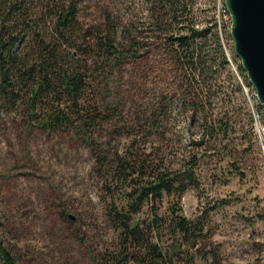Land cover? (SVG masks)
<instances>
[{"label":"rangeland","instance_id":"374dc122","mask_svg":"<svg viewBox=\"0 0 264 264\" xmlns=\"http://www.w3.org/2000/svg\"><path fill=\"white\" fill-rule=\"evenodd\" d=\"M57 2L74 4L80 30L101 28L104 12L119 24L115 30L131 22L139 29H150L147 46L139 49L137 59L86 56L90 70L83 92L85 101L105 110L104 117L107 112L117 115L112 127L103 122L104 130L95 136L110 152L137 154L136 160L155 163L169 173L195 157V185H187L180 195L162 192L160 197L144 199L136 213L142 236L164 251L175 240L180 250L188 249L191 257L178 252L174 264H264V167L246 114H241V95L233 92L230 72L226 69L231 75L226 79V71L215 65L216 71L203 83L200 77L189 79L179 71L171 55L155 43L158 36L148 26L153 18L152 10L147 11L151 5L144 0L30 3L40 8ZM213 5L216 0H194L189 9L195 10L198 26L208 25ZM153 7L162 12L158 3ZM53 23L46 17L41 27L50 33ZM244 96L242 91L243 100ZM193 98L203 104L204 112L202 107L193 112ZM25 110L23 102L10 110L0 101V243L16 264H102L103 252L120 245L119 229L108 210L111 205L126 207L130 177L126 181L107 178L105 166L99 174L85 142L44 131L35 123L28 125ZM148 113L156 114V128L145 123ZM223 113L228 130L218 135L204 132L203 115L207 124H214ZM57 204L75 216L69 218L75 224L58 218ZM176 205L177 214L200 217L204 235L186 241L173 228ZM155 216L157 224L152 223ZM191 242L196 246L189 247Z\"/></svg>","mask_w":264,"mask_h":264},{"label":"trees","instance_id":"16d2710c","mask_svg":"<svg viewBox=\"0 0 264 264\" xmlns=\"http://www.w3.org/2000/svg\"><path fill=\"white\" fill-rule=\"evenodd\" d=\"M31 1L0 0V101L10 110H14L20 102L25 103L24 116H27L28 125L35 123L44 131L69 134V137L85 142L95 157V169L98 168L99 174L100 167L105 166L107 178L111 176L114 177L113 180L126 181L130 177L126 207L117 208L111 205L108 210L110 221L119 229L120 245L117 249H106L100 263L174 264L172 259L178 252L185 253L187 259L190 258L188 249L180 250L176 240L171 243V249L164 251L156 241L143 237L144 229L139 224L136 213L149 195L160 197L162 192L180 195L187 185H195L193 171L195 157L192 156L178 171L169 173L170 170L165 172L155 163L136 160L137 154L129 157L126 152L123 154L117 151L110 152L105 142L101 143L95 136L104 130L103 122L112 127V118L117 115L114 112L111 114L107 112L104 113V117L105 110L102 111L95 102L85 101L83 95L87 72L90 70L89 65L85 63L88 62L86 56L98 55L101 59L113 60L125 55L137 59L139 49L147 46L151 35L150 29L148 27L139 29V26L134 27L131 22L124 23L121 28L115 30L119 24H115L114 18L109 17L108 12H104L101 28L90 27L80 30L72 2L67 5L59 2L51 6L42 4L37 8L30 3ZM144 2L151 5L150 8L147 6V11L150 9L153 13L148 26L158 36L159 41L155 40L156 45L171 55L173 61L180 67L179 71L187 74L189 79L200 77L203 83L210 80L216 71L213 68L215 65L226 71V79H230L232 75L233 92L241 95V114H246L249 130L255 141L246 98L244 96L243 100L241 83L226 57L215 9L210 7L208 25L198 26L195 10L189 9L193 7L194 0H144ZM156 3L161 13L153 10L155 7L152 8V4ZM46 17L54 19L50 33L41 27V22L45 24ZM222 32L225 45H229L228 53L235 68L242 81L251 86L245 70L234 56L229 30L225 27ZM139 36L147 40L139 41L137 39ZM24 39L27 40L23 43ZM191 106L194 113L199 107H202L204 112L203 104L199 106L195 98ZM224 114L216 117L214 124H207L205 121L207 117L204 114L201 124L204 132L210 135L225 133L228 130V121L223 120ZM145 121L152 125V128L157 127L158 118L155 113H148ZM131 143L134 144L133 140ZM130 153L132 154L131 151ZM131 168L134 171L127 173ZM134 175L136 176L132 177ZM57 208L58 218L70 222V225L75 224V221L69 220L64 206L57 204ZM177 209H180L178 205L172 210L174 213L172 226L183 234L186 241L191 237L196 239L195 236L205 234L200 217L187 218L177 214ZM156 222L157 216L153 218L152 223L157 224ZM195 246L196 242H191L189 247ZM0 256L2 264H16L10 250L1 243Z\"/></svg>","mask_w":264,"mask_h":264},{"label":"water","instance_id":"95a60500","mask_svg":"<svg viewBox=\"0 0 264 264\" xmlns=\"http://www.w3.org/2000/svg\"><path fill=\"white\" fill-rule=\"evenodd\" d=\"M232 19L234 56L264 106V0H224ZM68 218L75 216L68 213Z\"/></svg>","mask_w":264,"mask_h":264},{"label":"built area","instance_id":"2783aa9c","mask_svg":"<svg viewBox=\"0 0 264 264\" xmlns=\"http://www.w3.org/2000/svg\"><path fill=\"white\" fill-rule=\"evenodd\" d=\"M212 8L213 10L215 9V15L217 18L216 20L218 22L219 32L222 43L225 48L226 57H228L229 63L232 66V69H234L238 81L241 83L242 91H244V94H246L245 98H246V103L248 106L250 118L252 119L251 126H252V131L254 132L255 142L257 144L258 156H260L261 162L264 167V106H262V104L259 102L257 98V94H255V91L252 88V86H249L242 81L239 72L235 68L233 59L232 57H230V54L226 49L222 29L223 28L225 29L226 27L228 30H230L232 19L230 18V13L228 11V8L225 7L224 0H216V6L214 8L213 5Z\"/></svg>","mask_w":264,"mask_h":264}]
</instances>
